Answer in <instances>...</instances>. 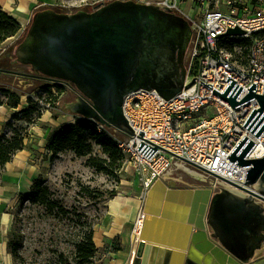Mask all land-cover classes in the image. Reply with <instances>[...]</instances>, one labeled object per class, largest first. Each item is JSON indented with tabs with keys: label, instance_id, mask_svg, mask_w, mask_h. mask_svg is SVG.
<instances>
[{
	"label": "water",
	"instance_id": "obj_1",
	"mask_svg": "<svg viewBox=\"0 0 264 264\" xmlns=\"http://www.w3.org/2000/svg\"><path fill=\"white\" fill-rule=\"evenodd\" d=\"M242 33L238 27L227 32ZM191 36V24L181 12L137 0H113L93 11H36L14 55L15 62L30 67L33 77L62 79L75 86L79 93L69 102L70 112L130 134L123 116L130 93L155 89L171 99L194 84V80L186 84ZM3 72L8 71L0 70V75ZM231 88L222 97L235 106L236 97H227ZM253 89L244 101L257 97L258 112L264 114V94ZM263 130L264 125L258 136ZM245 143L231 159L250 166L246 185L257 191L239 186L250 195L226 188L213 193L210 187H175L161 178L155 180L143 204L145 218L129 259L133 264H152L157 247L170 249L163 264H202L191 250L198 238L205 243L197 248L213 249L222 264L228 258L244 264L240 260L251 257L256 249L252 239L262 233L264 224V207L255 200H264V156L247 158L253 141L237 155ZM252 263L264 264V259Z\"/></svg>",
	"mask_w": 264,
	"mask_h": 264
},
{
	"label": "built area",
	"instance_id": "obj_2",
	"mask_svg": "<svg viewBox=\"0 0 264 264\" xmlns=\"http://www.w3.org/2000/svg\"><path fill=\"white\" fill-rule=\"evenodd\" d=\"M158 5L182 12L179 0H160ZM194 5L195 11L184 13L192 28L186 84H194L171 99L155 89L130 93L123 116L132 133L114 127L123 134L116 135L117 142L146 186L159 178L167 183L176 179L177 169L202 178L213 193L226 188L250 195L239 188L257 191L246 185L250 166L231 156L245 140L237 155L253 141L247 158L264 156V130L258 136L264 114L258 112L257 97L244 101L253 87L256 94H264V9L249 14L247 0H194ZM237 27L244 33L227 34ZM230 87L227 97H236L235 106L222 97ZM91 120L100 131L106 127ZM255 200L264 207V200ZM144 218L141 209L133 229L136 239Z\"/></svg>",
	"mask_w": 264,
	"mask_h": 264
},
{
	"label": "rangeland",
	"instance_id": "obj_3",
	"mask_svg": "<svg viewBox=\"0 0 264 264\" xmlns=\"http://www.w3.org/2000/svg\"><path fill=\"white\" fill-rule=\"evenodd\" d=\"M111 1L113 0H36L34 7L35 10L38 9L37 11L52 8L60 12L74 13L79 10L93 11ZM247 2L251 7L248 10L249 14H256L262 9V3L257 0ZM28 28L29 25L15 40L5 41L0 45V52L5 54V57L7 54L15 56V48L26 37ZM189 59L188 48L186 66ZM0 66L31 71L29 66L22 63L13 64L9 60ZM50 82L41 77L18 76L11 73H3L0 76V108L10 111L9 122L27 126L24 149L15 152L10 163L1 170L0 264H14L10 253L2 252V243L7 239L18 211L21 213L20 223L27 240L25 256L28 261H34L35 247L51 241L54 244H61L64 240L63 232L69 227L65 221L47 217L37 205L25 202L21 206L22 196L25 194L22 188L31 189L38 177L45 179L54 197L62 200L67 208L77 209L93 222L98 246L97 261L104 264H125L133 247L135 222L152 185L146 186L127 155L117 179L97 171L87 163V157L78 156L71 150L63 151L57 156L48 151L47 141L51 134L68 120L65 115L68 112L66 104L73 101L76 96L70 85L65 84L64 92L58 94L56 86H49ZM30 98L37 102L36 106L42 116L34 123L28 124L15 117L24 116L22 110L30 105ZM36 116L37 114L33 115L34 118ZM11 133L12 130L8 129V134ZM112 134L122 133L114 130ZM96 149V152L101 153L98 147ZM173 176L176 179L168 181L171 186L208 185L202 178L183 170L174 169ZM82 185L90 186L98 197L87 195L82 190Z\"/></svg>",
	"mask_w": 264,
	"mask_h": 264
},
{
	"label": "trees",
	"instance_id": "obj_4",
	"mask_svg": "<svg viewBox=\"0 0 264 264\" xmlns=\"http://www.w3.org/2000/svg\"><path fill=\"white\" fill-rule=\"evenodd\" d=\"M20 29L21 24L18 19L0 6V45L16 35ZM57 82H50L49 86H56L58 94H61L64 92L65 84ZM29 103L30 105L22 110L24 116L15 119L30 124L42 116L36 106L37 102L30 98ZM34 114H37L35 118ZM4 129L5 132L0 136V177L2 168L12 160L13 154L24 149L27 137V126L8 121ZM8 129L12 130L11 135L8 134ZM114 130V127L106 126L100 131L95 121L76 116L75 122L65 123L51 134L46 148L53 153V156L71 150L78 156L87 157V163L97 171L119 179L125 153L119 147L116 135L112 134ZM97 147L101 153L96 152ZM82 190L93 198L98 197L88 185H82ZM25 202L39 206L47 217L65 221L69 227L63 232L64 242L62 241L61 244H54L53 241L46 244L44 242L40 247H35L34 261L30 262L25 256L27 240L20 223L21 213L18 211L6 239L7 250L14 264H104L97 261L98 246L93 222L87 215L77 209L67 208L62 200L55 198L44 178L35 179L30 192L22 196L21 206Z\"/></svg>",
	"mask_w": 264,
	"mask_h": 264
},
{
	"label": "crops",
	"instance_id": "obj_5",
	"mask_svg": "<svg viewBox=\"0 0 264 264\" xmlns=\"http://www.w3.org/2000/svg\"><path fill=\"white\" fill-rule=\"evenodd\" d=\"M137 1L158 4L160 0H137ZM257 1L262 3L261 8L264 9V0H257ZM35 2L36 0H0V6L2 7V9L8 12L9 14H11L12 16H14L16 19H18V21L21 24L20 31L16 35L8 38L6 42L15 40L16 38L21 36V34H23V32L26 30L33 15L38 10V9L35 10L36 9V7H34ZM179 2H180V7L182 9V12H181L182 14H184L185 12L187 14H191L193 11H195L194 10V7H195L194 0H179ZM222 8H226V6L222 5ZM65 115H67L68 117V120H66L65 123L75 122L76 115L70 112L69 108H68V112ZM10 116H11L10 111L0 108V136L5 132L4 124L9 121ZM9 163H7L6 165H8ZM28 190H29L28 192H30V189ZM4 242L6 244L5 252L8 253L7 241L5 240ZM204 243L205 241L203 239L198 238L197 242L192 244L191 250L193 252V255H196V256L199 255L201 257L202 264H222L221 257L216 256V254H213V249L203 252L197 248V245H203ZM132 249L133 247L131 248V251ZM155 249H156V253H154V257H153L154 261L152 262V264H158V261L161 262V264H163L164 262L163 258L169 252L170 249L166 247H157ZM217 249H220V248L217 246ZM2 252H3V243H2ZM260 254L262 255V257H264V247L262 248ZM175 257L179 258V255H175ZM129 259H130V254L128 255L126 259L125 264H127ZM233 262L237 263V261L235 260H233ZM227 264H228V261H227Z\"/></svg>",
	"mask_w": 264,
	"mask_h": 264
},
{
	"label": "flooded vegetation",
	"instance_id": "obj_6",
	"mask_svg": "<svg viewBox=\"0 0 264 264\" xmlns=\"http://www.w3.org/2000/svg\"><path fill=\"white\" fill-rule=\"evenodd\" d=\"M5 56H6L5 54L0 52V63H1L0 65H2L4 63V61H6V60H9L13 64L18 63V62H15V56H11L10 54H7V57H5ZM0 70H6L8 72H3V73H11V74H14V75H17V73H19L18 76H21V75H26L28 77L29 76H31V77L35 76V74L32 71L25 72V71H20V69L19 70H15V69L13 70V69L4 68V67H1V66H0ZM3 73L0 76H2ZM58 81L62 82L64 84H69L67 81L62 80V79H59ZM68 105H69V102L66 104V106H68ZM251 243H253V245L256 246V249H255L254 253L251 255V257H249L246 261L240 260L241 262H244V264H250L251 262L255 263V262H257V261H259L261 259H264V257H262V255L260 254L262 248L264 247V224H263L262 233L258 237L253 238ZM228 264H233V260H232V263H231L229 261V259H228Z\"/></svg>",
	"mask_w": 264,
	"mask_h": 264
},
{
	"label": "bare ground",
	"instance_id": "obj_7",
	"mask_svg": "<svg viewBox=\"0 0 264 264\" xmlns=\"http://www.w3.org/2000/svg\"><path fill=\"white\" fill-rule=\"evenodd\" d=\"M23 189V191L25 192V193H27L29 190H28V188H22ZM135 241H136V236H133V238H132V242L133 243H135ZM135 247V245L133 244V248ZM5 248H6V244H5V242L3 241V252L4 253H6L5 252ZM130 261V260H129ZM129 261L127 262V264H129Z\"/></svg>",
	"mask_w": 264,
	"mask_h": 264
}]
</instances>
